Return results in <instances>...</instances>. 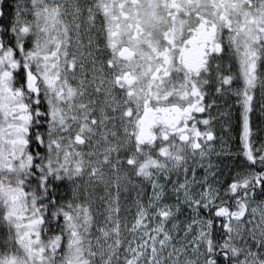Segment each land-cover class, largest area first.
Instances as JSON below:
<instances>
[{"label":"snow or ice","instance_id":"snow-or-ice-1","mask_svg":"<svg viewBox=\"0 0 264 264\" xmlns=\"http://www.w3.org/2000/svg\"><path fill=\"white\" fill-rule=\"evenodd\" d=\"M0 264H264V0H0Z\"/></svg>","mask_w":264,"mask_h":264}]
</instances>
